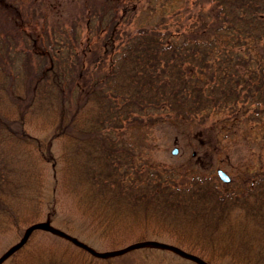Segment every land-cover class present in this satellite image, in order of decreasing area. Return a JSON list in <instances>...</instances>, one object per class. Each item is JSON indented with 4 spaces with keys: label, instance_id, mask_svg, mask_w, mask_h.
I'll return each mask as SVG.
<instances>
[{
    "label": "trees",
    "instance_id": "obj_1",
    "mask_svg": "<svg viewBox=\"0 0 264 264\" xmlns=\"http://www.w3.org/2000/svg\"><path fill=\"white\" fill-rule=\"evenodd\" d=\"M184 1L192 9L172 11L178 23L164 14L128 31L127 1L102 0L86 16L85 42L75 25L38 36L22 11L0 17V233L22 238L71 201L109 253L35 229L0 264H117L145 241L205 264H264V162L253 184L232 189L192 168L142 162L121 134L212 117L206 132L253 125L264 134V0ZM32 125L60 142L48 201L51 144Z\"/></svg>",
    "mask_w": 264,
    "mask_h": 264
},
{
    "label": "rangeland",
    "instance_id": "obj_2",
    "mask_svg": "<svg viewBox=\"0 0 264 264\" xmlns=\"http://www.w3.org/2000/svg\"><path fill=\"white\" fill-rule=\"evenodd\" d=\"M102 0H0V17L3 20H18L19 10L23 15L22 25L26 32L38 35L43 28H69L75 25L81 42H85L86 16L90 9L98 8ZM112 1V0H103ZM127 10L120 11L124 18L122 24L128 31L139 26L154 25L162 15L169 23H178L172 17V11H180L183 16L192 9L190 3L184 0H126ZM165 1V4L161 5ZM191 8H190V7ZM14 13V14H13ZM18 17V18H17ZM22 45L21 39L19 40ZM215 121L212 117L205 126ZM205 126L176 125L169 122H157L152 125H142L129 128L121 132L135 149L140 160L175 169H194L217 178V169H222L230 178V188L237 185H247L256 178L264 162L263 131L251 126H242L233 132L216 135L215 132L204 131ZM36 125L28 128L31 134L51 144L52 160L46 163V189L44 199L49 200L53 189L51 165L58 162L60 142L53 138L50 130L41 131ZM177 149V153L172 151ZM194 167V168H193ZM188 171V170H187ZM253 184V183H252ZM251 188V187H250ZM75 210L71 201L68 206L53 210L49 225L57 230L77 238L97 253H103V242L90 234V227ZM82 220V221H81ZM39 231L37 238L43 239L47 234ZM21 239V234L14 230L0 233V258ZM161 242V239L159 240ZM117 264H199L193 258L183 256L169 249L156 248L151 245L135 247L129 252L116 258ZM1 264H9L5 259ZM219 264H235L229 258L221 260Z\"/></svg>",
    "mask_w": 264,
    "mask_h": 264
},
{
    "label": "water",
    "instance_id": "obj_3",
    "mask_svg": "<svg viewBox=\"0 0 264 264\" xmlns=\"http://www.w3.org/2000/svg\"><path fill=\"white\" fill-rule=\"evenodd\" d=\"M173 154H176L177 153V149H174L172 151ZM217 175H218V178L224 182V183H229L230 182V177L222 170V169H217ZM35 229H40V230H44V231H47V232H58L60 233L61 235L63 236H66L67 238L71 239L72 241H76L74 238L72 237H69L68 235H66L65 233L63 232H60L56 229H54L53 227H51L48 223L46 222H40V223H37V224H34L32 225L26 232V234L24 235V237L21 239V241L15 245L14 247H12L9 252H12L13 250H15L17 247L21 246L22 244H24L25 240L27 239V237L30 235V233L35 230ZM147 244H157V243H154V242H142V243H138V244H135L133 246H130L128 247L127 249H131L133 247H140V246H144V245H147ZM172 248V247H171ZM174 249V248H173ZM8 255L5 254L4 257H6ZM97 255L99 257H106L108 255V253H97ZM200 264H205L203 263L202 261H198Z\"/></svg>",
    "mask_w": 264,
    "mask_h": 264
}]
</instances>
